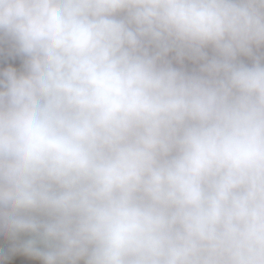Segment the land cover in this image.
Returning <instances> with one entry per match:
<instances>
[{"label":"clouds","instance_id":"clouds-1","mask_svg":"<svg viewBox=\"0 0 264 264\" xmlns=\"http://www.w3.org/2000/svg\"><path fill=\"white\" fill-rule=\"evenodd\" d=\"M0 264H264V0H0Z\"/></svg>","mask_w":264,"mask_h":264},{"label":"crops","instance_id":"crops-1","mask_svg":"<svg viewBox=\"0 0 264 264\" xmlns=\"http://www.w3.org/2000/svg\"><path fill=\"white\" fill-rule=\"evenodd\" d=\"M177 66H179V65H177ZM184 67H185L186 70L191 71L196 66L194 64H192L190 61H185ZM24 238H28V237L25 235Z\"/></svg>","mask_w":264,"mask_h":264}]
</instances>
